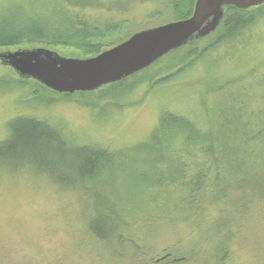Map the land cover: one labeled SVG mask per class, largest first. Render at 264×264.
Returning a JSON list of instances; mask_svg holds the SVG:
<instances>
[{
	"label": "rangeland",
	"instance_id": "1",
	"mask_svg": "<svg viewBox=\"0 0 264 264\" xmlns=\"http://www.w3.org/2000/svg\"><path fill=\"white\" fill-rule=\"evenodd\" d=\"M10 1L0 0V9ZM20 1L29 6L26 0ZM99 1L103 5L84 8L83 15L90 24L101 27L100 31L111 25L102 39L92 38L102 42L104 50L135 32L175 18V0ZM258 16L248 42L242 36L222 43L164 83L155 84L178 69L171 65L180 62L188 47L169 52L148 69L131 75L122 87L110 88L108 84L70 96L46 88L34 94L39 88L35 89L34 80L19 84L21 78L0 60V153L7 151L5 142L18 117L49 120L59 125L72 142L99 145L119 153L150 141L163 111L184 115L203 129L210 128L214 121L226 120L228 127L235 129L241 123L239 114L249 119L264 110V9ZM210 38L200 40L199 48ZM34 46L67 57H84L75 48L45 44L0 47V52ZM234 106L240 110L233 111ZM258 117L256 120L262 124ZM54 154L56 158L48 160L56 164L59 156ZM18 162L0 165V264H157L160 257L169 254L179 259L175 264H200L202 251L208 252L210 244L213 252L208 263L213 264L214 258L221 255L220 245L231 236L229 215L235 220L232 225L237 232L230 264H264V200L243 208L216 197L191 221L174 219L166 214L165 207L151 201L148 212L155 214L157 222L147 229L151 217L146 214L144 218L140 213L134 218V209L124 211L120 201L136 205L135 180L142 174L138 169L147 167L141 161L131 166L134 159H122L114 169L105 164L94 179L72 188L55 183L50 169L34 158L28 157L27 164ZM157 166L161 168L162 164ZM61 170H68L69 176L76 179L72 168H54ZM119 172L124 174L120 176ZM110 212L114 213L111 224L117 229L110 238L100 239L93 227ZM217 212L219 219L209 229L206 221L210 222ZM198 219L204 220L201 227H193L191 224Z\"/></svg>",
	"mask_w": 264,
	"mask_h": 264
},
{
	"label": "trees",
	"instance_id": "2",
	"mask_svg": "<svg viewBox=\"0 0 264 264\" xmlns=\"http://www.w3.org/2000/svg\"><path fill=\"white\" fill-rule=\"evenodd\" d=\"M26 1L29 6L20 0H12L7 5L1 6L0 47H15L22 44L67 46L79 50L84 57H94L104 51L102 42L93 41L92 38L102 39L105 31L107 33V30L112 29L111 25L105 26L103 33L100 31L101 27L93 26L83 15L84 8L103 5L99 0ZM195 2L196 0H175L174 21L189 18L193 14ZM250 9L227 6L214 32L171 51L177 52L188 47L180 62L171 65L172 67L176 65L174 68L178 69L159 78L155 84L174 78L222 43L237 41L245 36L248 42L250 31L258 21V15L262 13L264 4ZM210 36V40L199 48L198 42ZM35 47L41 46L32 48ZM181 63L182 66L178 67ZM127 79L110 84L112 85L110 88L122 87ZM27 80L21 78L17 82L24 86ZM32 83L35 89L39 87L34 91L36 95L42 91V88L49 89L36 80ZM239 110L240 108L233 107V111ZM257 117L263 122L262 124L258 123ZM237 119L241 123L235 129L228 127L227 120L218 123L214 121L210 128L203 129L184 115L163 111L157 126L151 132L150 141L131 148V152L127 150L119 153L99 145L72 142L66 138L65 132L59 125L52 124L49 120L35 116L18 117L12 122L9 138L5 142L8 145L7 151L0 153V165L14 164L17 159L20 161L19 164H27V158L31 157L38 164L50 169L54 182L67 184L72 188L80 183H86L89 178L94 179V176L98 175L106 165L114 169L117 161L128 158L134 159L130 164L134 166L136 160H139L147 167L143 170L138 169L142 174L135 180L138 191L134 199L136 205L133 206L132 203H126L125 199H120L122 209L124 211L134 209L131 212L134 218L140 213H144V218L146 214L150 216L147 229L152 228V224L157 222L155 214L148 212L151 201L158 203L159 207H165L166 214H170L172 218L191 221L216 197L225 198L233 207H238L240 204L243 208L251 206L256 200H264V110L249 119L239 114ZM56 152L59 159L54 164L48 159L56 158L54 154ZM60 157L63 160H60ZM158 163L160 166L162 164L161 168L157 166ZM63 165L72 168L77 174L76 179L69 176L68 170L54 171L55 167L60 168ZM26 167L30 166L26 165ZM123 174L124 172H119L120 176ZM160 202L164 203L160 204ZM111 215L114 213L110 212L102 216L103 221L97 222L93 227V232L100 239L110 238L117 229L111 224L113 221ZM185 215L192 216L187 219ZM218 219L217 212L210 222L206 221L207 226H210L209 229ZM234 221L229 215L232 231L228 239L231 243L229 244L227 240L225 244L220 245L221 255L217 259L214 258L213 264H230L233 261L231 247L237 235L232 225ZM203 222L204 220L198 219L191 225L197 228L201 227ZM209 234L206 237L210 239ZM211 250L210 244L208 252L202 251L203 264H210L208 262L213 252ZM192 253H194L193 248ZM199 253L201 254L200 251Z\"/></svg>",
	"mask_w": 264,
	"mask_h": 264
},
{
	"label": "water",
	"instance_id": "3",
	"mask_svg": "<svg viewBox=\"0 0 264 264\" xmlns=\"http://www.w3.org/2000/svg\"><path fill=\"white\" fill-rule=\"evenodd\" d=\"M264 0H196L193 14L135 32L127 40L94 57H67L46 48L0 52L20 78L33 79L58 93L95 91L142 71L194 39L214 32L229 5L250 9Z\"/></svg>",
	"mask_w": 264,
	"mask_h": 264
},
{
	"label": "flooded vegetation",
	"instance_id": "4",
	"mask_svg": "<svg viewBox=\"0 0 264 264\" xmlns=\"http://www.w3.org/2000/svg\"><path fill=\"white\" fill-rule=\"evenodd\" d=\"M169 258L172 259V260L170 261ZM158 261H159L158 263L162 262L161 264H175V262H178L179 259L171 258L170 254H169L167 256L160 257ZM200 264H202V263H200Z\"/></svg>",
	"mask_w": 264,
	"mask_h": 264
}]
</instances>
